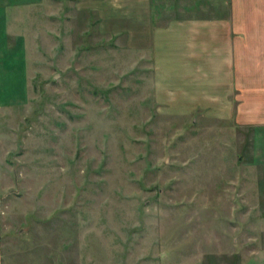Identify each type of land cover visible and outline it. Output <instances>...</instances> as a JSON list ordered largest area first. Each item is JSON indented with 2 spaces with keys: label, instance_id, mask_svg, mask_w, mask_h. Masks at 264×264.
<instances>
[{
  "label": "rangeland",
  "instance_id": "obj_1",
  "mask_svg": "<svg viewBox=\"0 0 264 264\" xmlns=\"http://www.w3.org/2000/svg\"><path fill=\"white\" fill-rule=\"evenodd\" d=\"M154 3V27L229 11ZM24 10L0 17V264H264L251 131L158 104L152 29L118 9L107 22L77 0ZM17 19L26 38L5 32Z\"/></svg>",
  "mask_w": 264,
  "mask_h": 264
},
{
  "label": "crops",
  "instance_id": "obj_2",
  "mask_svg": "<svg viewBox=\"0 0 264 264\" xmlns=\"http://www.w3.org/2000/svg\"><path fill=\"white\" fill-rule=\"evenodd\" d=\"M77 1L87 11L98 10L102 22L113 8L123 23L152 29L154 97L168 113L197 114L217 131H251L254 162L249 179L261 185L255 200L264 204V0H229L226 15L175 18L163 27L152 25L156 0H116L122 2L117 5L112 0ZM27 6L31 10L33 0H0V17L10 11L26 17L32 13L24 10ZM17 23L19 27L8 26L12 30L5 32L26 38L31 27L22 20ZM259 204L250 211L256 221L264 216Z\"/></svg>",
  "mask_w": 264,
  "mask_h": 264
}]
</instances>
